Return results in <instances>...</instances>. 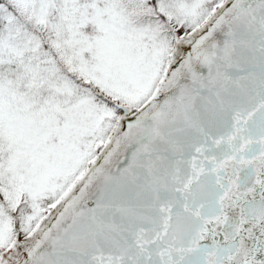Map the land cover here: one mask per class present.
<instances>
[{
	"label": "snow or ice",
	"instance_id": "obj_1",
	"mask_svg": "<svg viewBox=\"0 0 264 264\" xmlns=\"http://www.w3.org/2000/svg\"><path fill=\"white\" fill-rule=\"evenodd\" d=\"M0 264H264V0H0Z\"/></svg>",
	"mask_w": 264,
	"mask_h": 264
}]
</instances>
